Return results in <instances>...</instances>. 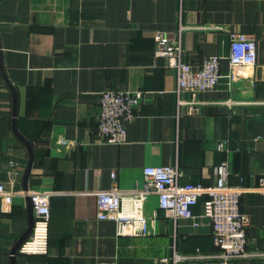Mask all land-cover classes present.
I'll use <instances>...</instances> for the list:
<instances>
[{
	"label": "crops",
	"instance_id": "obj_1",
	"mask_svg": "<svg viewBox=\"0 0 264 264\" xmlns=\"http://www.w3.org/2000/svg\"><path fill=\"white\" fill-rule=\"evenodd\" d=\"M156 31L179 39L195 70L218 56L216 90L179 93L176 71L154 54ZM233 32L254 37L257 59L230 82ZM105 90L142 93L120 145L97 132ZM13 120L33 151L27 192L51 194L48 251L19 253L27 199L0 196V264H222L207 196L193 219L176 221L151 196L146 236L119 237L115 222L97 219L95 194L112 174L133 191L148 166L214 186L226 165L227 186L242 189L247 251L264 253V0H0V184L23 192L29 154ZM227 264H264V255Z\"/></svg>",
	"mask_w": 264,
	"mask_h": 264
},
{
	"label": "built area",
	"instance_id": "obj_2",
	"mask_svg": "<svg viewBox=\"0 0 264 264\" xmlns=\"http://www.w3.org/2000/svg\"><path fill=\"white\" fill-rule=\"evenodd\" d=\"M154 54L164 57L169 67L177 73V91L196 95L214 91L221 79L220 58L210 56L195 70L182 60L179 39H172L164 31L153 34ZM256 41L244 33H231L229 44V73L227 79L234 82L245 68L256 63ZM142 99L140 91L105 90L100 94L97 115V132L101 140L120 145L125 142L126 125L135 117V111ZM217 182L214 186L181 183V174L172 166H148L143 168V184L133 191H122L112 174V186L96 195V217L100 221L116 223L119 237H138L150 234L149 222L144 215V206L151 196H156L159 208L170 220L193 219V208L203 196L205 216L210 219L212 239L219 253L216 257L222 264L246 257L264 255L247 251V217L240 211L242 189L226 184V165L217 167ZM264 188V179L261 181ZM16 195L30 199L33 211V226L29 237L20 245L23 255L46 254L48 251V228L50 221V196L44 192H16L0 184V196L11 198ZM196 225V223H195ZM197 259L210 258L200 253ZM215 257V256H214ZM192 258V257H189ZM167 259H163L166 261ZM101 264H116L103 262Z\"/></svg>",
	"mask_w": 264,
	"mask_h": 264
},
{
	"label": "water",
	"instance_id": "obj_3",
	"mask_svg": "<svg viewBox=\"0 0 264 264\" xmlns=\"http://www.w3.org/2000/svg\"><path fill=\"white\" fill-rule=\"evenodd\" d=\"M15 120H13V131L15 133V135L23 142V144L26 146L27 150H28V154H29V161H28V164H27V167H26V170H25V173H24V177H23V187H24V190L23 192L24 193H27V188H26V180H27V177H28V174H29V171H30V167H31V164H32V160H33V151H32V148H31V145L28 141H26L21 135H19L17 133V130H16V127H15ZM27 209H28V213H29V224H28V228L26 230V232L24 233V235L21 237V239L18 241L17 243V246L16 248L25 240V238L30 234L31 230H32V226H33V211H32V206H31V202H30V199L27 198Z\"/></svg>",
	"mask_w": 264,
	"mask_h": 264
}]
</instances>
